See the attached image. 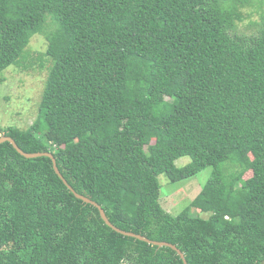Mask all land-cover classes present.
Listing matches in <instances>:
<instances>
[{
    "label": "trees",
    "instance_id": "1",
    "mask_svg": "<svg viewBox=\"0 0 264 264\" xmlns=\"http://www.w3.org/2000/svg\"><path fill=\"white\" fill-rule=\"evenodd\" d=\"M248 2L0 0V84L35 34L51 61L35 120L0 137L51 152L114 225L188 264H264V17L237 33ZM208 166L190 205L167 211L159 175ZM67 184L49 156L0 143V264H184Z\"/></svg>",
    "mask_w": 264,
    "mask_h": 264
},
{
    "label": "rangeland",
    "instance_id": "2",
    "mask_svg": "<svg viewBox=\"0 0 264 264\" xmlns=\"http://www.w3.org/2000/svg\"><path fill=\"white\" fill-rule=\"evenodd\" d=\"M244 18L237 22L236 32L244 35L257 34L264 17V0H249L241 8ZM48 41L44 34H35L23 57V66H9L4 71L5 80L0 84V127L9 125L26 129L35 120L51 64L46 56ZM42 58V59H41ZM50 136V134H49ZM188 156L176 160L177 165L189 162ZM212 167L208 166L197 174L171 182L164 174L159 175L161 184L160 200L171 214H177L189 206L197 196ZM247 172L245 177H249ZM194 214L207 216L205 211L192 209Z\"/></svg>",
    "mask_w": 264,
    "mask_h": 264
},
{
    "label": "water",
    "instance_id": "3",
    "mask_svg": "<svg viewBox=\"0 0 264 264\" xmlns=\"http://www.w3.org/2000/svg\"><path fill=\"white\" fill-rule=\"evenodd\" d=\"M5 141H9L12 143V145L16 148V150L21 153L23 156L27 157V158H33V157H38V156H49L52 161H53V166H54V169L56 171V173L63 179V181L67 184V181L65 180V178L63 177V175L61 174V172L59 171L58 167H57V164H56V160H55V157L54 155L51 153V152H32V153H29V152H25L24 150H22L18 145L17 143L15 142V140L10 137V136H7V135H3L0 137V143L2 142H5ZM68 185V184H67ZM69 189L74 192V194L84 200L85 202L87 203H91L93 205H95L99 211H100V215L102 217V219L106 222L107 225H109L110 227H112L114 230H116L117 232L123 234V235H126V236H131V237H135V238H138L140 240H143V241H146L148 243H151V244H154V245H158V246H169L171 248H173L174 250H176L180 256L182 257L183 261H184V264H188L187 263V260L185 258V255L184 253L174 244L172 243H169V242H165V241H156V240H151L149 239L148 237H146L145 235H142V234H139V233H135V232H132V231H126V230H123L119 227H117L116 225H114L108 218V216L106 215L104 209L97 203L95 202L94 200L82 195V194H79L77 193L70 185H68Z\"/></svg>",
    "mask_w": 264,
    "mask_h": 264
}]
</instances>
